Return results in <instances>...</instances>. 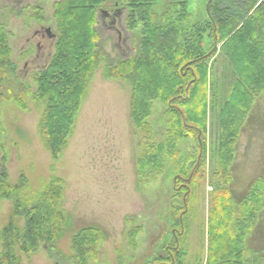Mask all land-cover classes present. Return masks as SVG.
<instances>
[{"label": "rangeland", "instance_id": "obj_1", "mask_svg": "<svg viewBox=\"0 0 264 264\" xmlns=\"http://www.w3.org/2000/svg\"><path fill=\"white\" fill-rule=\"evenodd\" d=\"M64 1L29 0L22 11L12 10L6 3H1L2 7L0 4V31L8 39L13 65L0 85V164L5 161L8 182L13 186L19 185L24 176L27 188L22 192L32 199L53 178L63 182L59 210L65 220L61 233L55 244L42 243L36 252L21 255L22 264H76L73 240L88 227L100 229L105 237L95 264H146L157 254H164L165 239L178 228L174 220H170L171 211L176 210L177 216L186 212V209L181 211L184 191L179 194L176 191L185 184L184 181L176 182L180 176L178 168H181L178 161H186L189 155L193 157L188 158L189 175L192 166L202 158L204 145L203 168L198 172L186 205L185 234L180 244L188 253L186 264H207L211 254L209 222L214 191L211 185L224 184L215 176L219 163L217 147L221 141L220 116L238 80L222 49L223 43L218 44L211 36L212 28L205 27L206 13L212 14L213 0H144V9L135 13V27L129 22L133 0H106L100 8L102 12H99L96 26L100 36L98 65L88 79L73 133L61 155L54 160L41 133L46 104L33 98L39 89L36 78L49 68L55 55L60 35L56 10ZM221 3L231 16L244 18L247 15L246 0H222ZM145 5L158 17L155 21L151 19L152 26H166L171 14L186 15L185 24L189 27L202 24L206 32L204 51L210 53L211 58L208 62L206 133L181 140L178 147L181 159L167 161L161 175L140 182L137 160L149 142L161 144L165 141V128L170 120L165 116L168 105L153 101L145 120L151 127L150 136L136 127L131 118L136 81L131 74L117 75L121 71L117 64L121 60L137 59L141 42L149 39L150 31L144 33L149 22L144 17ZM184 8H187L186 14ZM42 22L56 35L51 46L38 51L36 39L32 48L23 46L22 49L20 43L32 38ZM234 154L231 190L238 202L255 180L264 177V94L255 102ZM15 202V199L0 201V230L12 218ZM18 224L24 226V221ZM136 228H141V233L133 249L127 234ZM217 231V238H225L220 228ZM247 244L252 252L251 264H264V204L258 226Z\"/></svg>", "mask_w": 264, "mask_h": 264}, {"label": "trees", "instance_id": "obj_2", "mask_svg": "<svg viewBox=\"0 0 264 264\" xmlns=\"http://www.w3.org/2000/svg\"><path fill=\"white\" fill-rule=\"evenodd\" d=\"M221 1L213 0V15L206 10L208 21L205 27L212 28L211 36L217 39L218 44L223 43L222 49L231 61L238 80L220 116L221 141L217 147L219 165L215 176L224 184L211 185L214 187L209 222L211 254L207 264H251L252 252L247 241L258 226L263 210L264 177L255 180L247 194L236 202L231 190V168L235 145L245 122L257 99L264 94V0H246L248 12L244 18L229 15L222 8ZM142 2L145 3L144 0L131 2L133 10L129 22L132 27L137 24L135 13L143 8ZM105 3L106 0H66L56 10L60 35L55 55L49 68L36 78L39 89L33 98L36 102L46 104L41 133L54 160L61 155L73 133L88 79L98 65L97 44L100 36L96 26L99 12H102L100 8ZM145 8L147 12L143 11L146 14L144 17L149 22L144 33L150 31L149 39L141 42L142 48L137 59L121 60L117 64V69L121 70L117 75L131 74L136 81L131 109V118L136 127L145 130L150 136L151 127L145 120L150 115L153 101L168 105L165 116L170 117V120L165 128V141L161 144L149 142L137 160L140 182L161 175L167 161L181 159L178 157L181 140L194 137L197 133H206L208 62L211 58V54L204 51L206 32L202 24L189 27L185 24L188 21L186 15L181 17V14H171L166 26H152L151 19L155 21L158 17L148 6L145 5ZM183 13H187V8H184ZM11 59L8 39L0 31V85L8 70L13 68ZM205 148L204 145L201 150L203 156L192 166L189 175L188 158L193 157L189 155L186 161H178L181 168H178L180 176L176 182L184 181L185 184L176 191L178 194L184 191L181 211L186 209V212L177 216L176 210L171 211L170 220H174L178 231L165 239L164 254H157L146 264H186L188 253L180 244L185 234L183 217L188 214L186 205L198 172L203 168L201 162ZM4 164L5 161L0 164V201L15 199L16 202L12 218L0 230V264H22L21 255L28 256L36 252L42 243L55 244L57 241L65 220L59 210L63 182L53 178L32 199L22 192L27 188L24 176L19 185L9 184ZM20 219L24 221V226L18 224ZM219 228L225 238H217ZM140 233L141 228H136L127 234L133 249H136L135 241ZM104 239L98 228L82 229L73 240L76 264H95L100 243Z\"/></svg>", "mask_w": 264, "mask_h": 264}, {"label": "flooded vegetation", "instance_id": "obj_3", "mask_svg": "<svg viewBox=\"0 0 264 264\" xmlns=\"http://www.w3.org/2000/svg\"><path fill=\"white\" fill-rule=\"evenodd\" d=\"M27 2H29V0H0V4L6 3L8 4V6L12 7V10L15 11H22L24 4H26ZM55 38L56 35L53 34L51 27L42 22V24H40L34 31L32 38H27L24 44L23 42H21L20 44L22 49L23 46H25L26 48H32V46L34 45L33 40L37 39L36 48L38 51H43L51 46L50 42ZM44 53L45 52H43L42 56H44Z\"/></svg>", "mask_w": 264, "mask_h": 264}]
</instances>
